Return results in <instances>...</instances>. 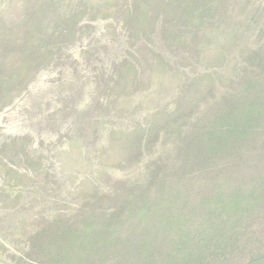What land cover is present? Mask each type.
I'll list each match as a JSON object with an SVG mask.
<instances>
[{
	"label": "rangeland",
	"instance_id": "1",
	"mask_svg": "<svg viewBox=\"0 0 264 264\" xmlns=\"http://www.w3.org/2000/svg\"><path fill=\"white\" fill-rule=\"evenodd\" d=\"M0 264H264V0H0Z\"/></svg>",
	"mask_w": 264,
	"mask_h": 264
}]
</instances>
